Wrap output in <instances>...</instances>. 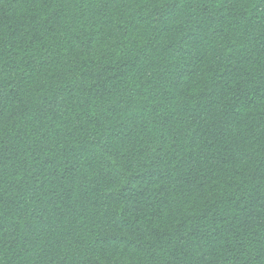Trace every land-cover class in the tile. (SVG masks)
Returning <instances> with one entry per match:
<instances>
[{
  "label": "trees",
  "instance_id": "1",
  "mask_svg": "<svg viewBox=\"0 0 264 264\" xmlns=\"http://www.w3.org/2000/svg\"><path fill=\"white\" fill-rule=\"evenodd\" d=\"M0 264H264V0H0Z\"/></svg>",
  "mask_w": 264,
  "mask_h": 264
}]
</instances>
